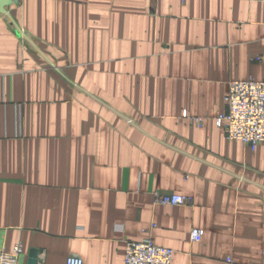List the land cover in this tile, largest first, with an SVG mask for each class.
Returning a JSON list of instances; mask_svg holds the SVG:
<instances>
[{"label": "crops", "instance_id": "crops-1", "mask_svg": "<svg viewBox=\"0 0 264 264\" xmlns=\"http://www.w3.org/2000/svg\"><path fill=\"white\" fill-rule=\"evenodd\" d=\"M4 8L0 248L20 244L18 264L32 250L44 264H124L128 243L150 239L171 264H264V144L216 125L229 82L264 81V0Z\"/></svg>", "mask_w": 264, "mask_h": 264}, {"label": "built area", "instance_id": "built-area-1", "mask_svg": "<svg viewBox=\"0 0 264 264\" xmlns=\"http://www.w3.org/2000/svg\"><path fill=\"white\" fill-rule=\"evenodd\" d=\"M17 35L22 42H29L23 31H19ZM224 104L226 113L216 119V125L224 132L225 137L231 141H238L251 150L260 143L264 144V81L229 82ZM182 118L188 119L195 126L202 125L199 118H189L187 114H183ZM153 202L155 205L163 206H189L192 199L186 196L155 193ZM203 234L202 230H192L191 242H199ZM21 255L20 244L15 245L10 253L0 248V264H18ZM172 256V250L158 247L150 239H146L127 244L124 264H171ZM35 264H44V254L37 253ZM65 264L83 262L78 258H68Z\"/></svg>", "mask_w": 264, "mask_h": 264}, {"label": "water", "instance_id": "water-1", "mask_svg": "<svg viewBox=\"0 0 264 264\" xmlns=\"http://www.w3.org/2000/svg\"><path fill=\"white\" fill-rule=\"evenodd\" d=\"M17 3V0H11L9 1V3L7 5H4L3 7L0 8V12L1 14H6L7 13V10L4 8L8 5H11V4H16ZM36 255H37V251L36 250H32L30 253H29V263L30 264H35V260H36Z\"/></svg>", "mask_w": 264, "mask_h": 264}]
</instances>
